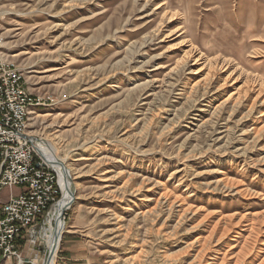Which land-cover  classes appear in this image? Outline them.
<instances>
[{"label":"rangeland","instance_id":"obj_1","mask_svg":"<svg viewBox=\"0 0 264 264\" xmlns=\"http://www.w3.org/2000/svg\"><path fill=\"white\" fill-rule=\"evenodd\" d=\"M0 40L55 97L28 133L75 188L56 264H264V0H0Z\"/></svg>","mask_w":264,"mask_h":264},{"label":"built area","instance_id":"obj_2","mask_svg":"<svg viewBox=\"0 0 264 264\" xmlns=\"http://www.w3.org/2000/svg\"><path fill=\"white\" fill-rule=\"evenodd\" d=\"M54 99L32 92L23 67L0 55V195L5 188H21L18 195L0 198V257L18 255L25 233L58 200V175L38 155L33 135L28 133L36 111Z\"/></svg>","mask_w":264,"mask_h":264},{"label":"bare ground","instance_id":"obj_3","mask_svg":"<svg viewBox=\"0 0 264 264\" xmlns=\"http://www.w3.org/2000/svg\"><path fill=\"white\" fill-rule=\"evenodd\" d=\"M159 7L160 6L156 7V9ZM145 53H147V52L145 51ZM193 53H196V51L194 49H191L188 51V54H186V55H188L187 57L190 58V57L194 56ZM158 57H156V58H158ZM195 59H197V58H195ZM187 63H189V62L182 61L180 63V61H179L178 66L182 65L181 67H183L184 65H187ZM199 70L201 71V69H199ZM199 70L197 72H199ZM180 71H181V69H180ZM39 116L38 115L35 116L34 119L38 118ZM32 139H33V137H32ZM36 149H37L38 155L44 159L46 164L49 165L50 167L54 166L52 168L55 169L56 171H58V173L60 174V177H61L60 182H61L62 189H63V197L61 200H59L57 203H55L52 206V209L50 211L51 213L49 214V216L46 218L44 224L42 225L41 230L39 231V235L33 236V234H32V236H31L35 242L39 239L41 240V244L45 248L44 255H42L41 257H38L36 259L21 258V264H56L57 263V252H58V249L60 248L62 236H63V233L65 231V223L63 222V219H62V212L70 207L71 201H72L70 199V195L73 193L75 188L73 186L72 180L69 178V176H67V171L63 165L61 157L58 154V150L54 146H52V144L50 145L49 143L45 142L44 140H38V148L36 145ZM58 182H59V180H58ZM41 235H42V237H41Z\"/></svg>","mask_w":264,"mask_h":264},{"label":"crops","instance_id":"obj_4","mask_svg":"<svg viewBox=\"0 0 264 264\" xmlns=\"http://www.w3.org/2000/svg\"><path fill=\"white\" fill-rule=\"evenodd\" d=\"M75 261H80V260H75ZM74 264H83V263H74Z\"/></svg>","mask_w":264,"mask_h":264},{"label":"trees","instance_id":"obj_5","mask_svg":"<svg viewBox=\"0 0 264 264\" xmlns=\"http://www.w3.org/2000/svg\"><path fill=\"white\" fill-rule=\"evenodd\" d=\"M59 196H60V194H59Z\"/></svg>","mask_w":264,"mask_h":264}]
</instances>
